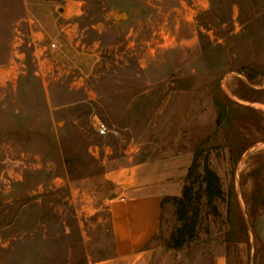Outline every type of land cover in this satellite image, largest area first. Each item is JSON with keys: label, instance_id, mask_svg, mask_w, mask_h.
Returning <instances> with one entry per match:
<instances>
[{"label": "rangeland", "instance_id": "rangeland-1", "mask_svg": "<svg viewBox=\"0 0 264 264\" xmlns=\"http://www.w3.org/2000/svg\"><path fill=\"white\" fill-rule=\"evenodd\" d=\"M143 162L176 194L164 264H264V0H0V264H105ZM188 184L195 236L168 248Z\"/></svg>", "mask_w": 264, "mask_h": 264}, {"label": "crops", "instance_id": "crops-1", "mask_svg": "<svg viewBox=\"0 0 264 264\" xmlns=\"http://www.w3.org/2000/svg\"><path fill=\"white\" fill-rule=\"evenodd\" d=\"M152 164L143 162L136 165V169L128 176L134 179V187L128 186L131 197L123 198L115 204H110L111 231L114 237L116 254L105 264H164L165 257H169L172 250L150 244L151 239L158 232L161 216V198L164 195H176L169 191L167 181L158 187L151 186L154 170ZM166 172L165 175H174ZM117 197H115V200ZM112 200V199H111ZM2 232L0 229V242ZM175 251V250H174ZM172 257L169 264H180L182 258ZM94 264H102L96 262Z\"/></svg>", "mask_w": 264, "mask_h": 264}, {"label": "trees", "instance_id": "trees-1", "mask_svg": "<svg viewBox=\"0 0 264 264\" xmlns=\"http://www.w3.org/2000/svg\"><path fill=\"white\" fill-rule=\"evenodd\" d=\"M191 169V168H190ZM190 169L187 173L189 176ZM203 179L206 183L205 192L209 200H212L214 195L221 196V190L218 186V176L208 167H205V174ZM193 184H188L183 187L180 196H171L176 204V216L181 222L175 232L170 237V242L167 244L168 248L178 249L182 247L185 242L191 240L195 236L198 211L195 201L199 200L200 194L193 192Z\"/></svg>", "mask_w": 264, "mask_h": 264}, {"label": "built area", "instance_id": "built-area-1", "mask_svg": "<svg viewBox=\"0 0 264 264\" xmlns=\"http://www.w3.org/2000/svg\"><path fill=\"white\" fill-rule=\"evenodd\" d=\"M54 47H56L55 41L49 40L48 43H47L46 48L53 49ZM46 48H43V49H46ZM43 49L40 48V49H36L35 50V53H33V54L35 55L36 58H38V56L43 53ZM95 126H96L97 132L100 135H103V134H105L108 131L107 126L105 125V123H103L101 121H98Z\"/></svg>", "mask_w": 264, "mask_h": 264}]
</instances>
